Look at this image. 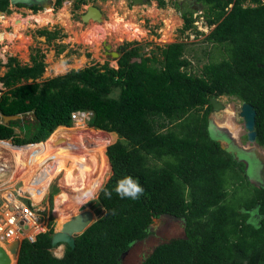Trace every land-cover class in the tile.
I'll list each match as a JSON object with an SVG mask.
<instances>
[{"label": "trees", "instance_id": "1", "mask_svg": "<svg viewBox=\"0 0 264 264\" xmlns=\"http://www.w3.org/2000/svg\"><path fill=\"white\" fill-rule=\"evenodd\" d=\"M197 1L204 6L207 24L214 26L208 40L227 49V57L204 65L202 74L188 69L185 44L174 42L162 48L163 59L124 45L117 68L96 63L42 82L38 79L47 64L41 54L32 57V65L17 63L0 77L8 87L0 94V154L13 149L17 159L28 162L30 147L50 136L32 152L33 161L53 138L71 128L73 112L92 111L93 136L87 143L93 144L96 159L85 190L93 188L96 196L104 182L102 188L111 190L126 176L144 189L135 200L121 199L115 191L109 199L100 190L105 214L76 236L74 248L67 244L62 259L53 253L50 217L48 231L35 241L23 239L17 264H123L132 246L153 233L152 225L163 216L183 220L185 235L156 245L142 264H264V186H255L245 200L229 195L228 185L246 164L224 149L209 129L211 98L236 97L255 106L257 143L264 148V0ZM159 4L164 6L166 0ZM9 5L10 0H0L1 11ZM183 16L190 26L194 17L187 12ZM41 33L54 37L48 30ZM13 61L17 59H9ZM116 89L117 97L112 95ZM1 113L23 118L6 125ZM17 127L23 134H17ZM113 132L118 139L109 144ZM9 138L18 153L2 140ZM85 163L75 167L70 186L86 173L90 164ZM34 169L33 161L25 171L29 175ZM55 194L51 190L48 195L50 210ZM254 212L258 220H252ZM65 223L58 222V230ZM16 248V242L6 247L8 264H16ZM56 250L62 254L61 247Z\"/></svg>", "mask_w": 264, "mask_h": 264}, {"label": "rangeland", "instance_id": "2", "mask_svg": "<svg viewBox=\"0 0 264 264\" xmlns=\"http://www.w3.org/2000/svg\"><path fill=\"white\" fill-rule=\"evenodd\" d=\"M67 1L70 2V0ZM67 1L64 5L59 6L56 12L49 5L44 10L46 4L43 5L44 8L40 7L35 13L32 10L26 11L25 8L19 11L10 4L8 10L0 14H3L0 16V37H2L0 38V77H3L17 63L32 65V57L41 54H45L43 60L47 64L45 72L38 79L42 82L56 75L64 74L73 68L81 69L96 63L98 65L107 63L117 68L119 67L118 62L124 45H127L128 48L136 46L140 48L143 55H157L160 59H163V47L170 43L182 42L186 46L185 57L191 60L188 69L196 74H202L204 65L227 57L225 46L208 40V35L214 26L207 24L206 16L203 15L205 13L204 6L197 0H184L178 4L175 3L176 0H166L164 6L159 4V0H154L152 4L145 3L142 5L139 3L132 4L129 0H113L114 4L111 5V2L108 1L102 22L93 18L82 21L77 15L78 13L71 14L70 4ZM83 9H80V11L83 12ZM185 12L194 17V21L190 26L186 24L184 19L183 13ZM10 15L12 17L7 18ZM15 15L25 18L34 15V20L29 21L22 30H16L13 22ZM42 30H48L54 37L48 38L49 34H42ZM115 52L119 55L113 54ZM12 57H15L17 62L9 63V59ZM23 82L27 81L23 80ZM0 90V94L8 90V87L4 85V80H0ZM119 92L120 90L116 89L112 95L117 97ZM219 99L226 104L225 109L215 111L210 116L219 128H228L235 136L239 135L242 138L240 139L241 142L245 144L244 146L251 150L252 147L249 146L251 142L247 141L246 137L247 130L244 120L239 115L242 101L228 95H222ZM91 117L89 116L90 119ZM90 119L81 118L76 120L69 130L59 133L55 137L56 139L53 138L47 144V146L50 145L44 150L45 152L43 151L33 160L35 169L30 176L25 170L32 167V152L42 147L50 136L46 141L30 147L31 160L23 163L19 161L22 168H17V162H13L15 157L13 150L7 155H0V165L2 163L6 164L5 160H7L9 167H13H5L6 170L3 171L5 175H0V197L4 198L5 193H9V191H12V194L15 195L23 192L25 195L21 198L29 201L30 193L25 190L27 189L25 183L28 182V187L29 180L34 179L37 173L42 172L43 184L47 187L50 179L63 167L64 158L67 156L64 168L52 179L39 205L42 211L46 209L48 204L50 205V201L47 199L50 191L53 190L56 192L53 197V210L48 212L47 209L43 213L41 211V214L45 217L48 215L54 217V232L58 230V222H68L83 210H90L95 215L93 222L102 217L105 214V209L99 202L98 195L106 182L99 187V192L94 198H86L93 193V188L85 190V180L92 171L96 159L95 150L92 149L93 144L87 143L88 139L93 136L92 128L89 126ZM16 132L18 135L23 134L20 132L19 127L16 128ZM210 132L214 134L212 129H210ZM113 133L110 143L118 139V134ZM63 139L64 141H62ZM92 139L95 140V138ZM220 140L226 146V140L222 138ZM85 142L88 145L84 144ZM11 143L8 141V144L11 145ZM6 144L2 146H6ZM80 144H84V146L81 147ZM10 147L12 148V146ZM69 148L71 149L67 155ZM257 148L258 151H256L259 154L257 155L264 165V150L258 146ZM8 150L9 148L4 151ZM252 157L254 156L252 155ZM250 160V169L248 170L246 166V172H237L236 180L233 181V176L228 174L227 179L229 181L232 179L234 183L228 185L229 195L235 194L236 200H245L252 195L255 186L264 185V169L259 170L260 160L257 161L255 157L250 158ZM81 161L88 162L90 166L86 171L84 170L86 172L84 176L70 186L74 169ZM105 161L102 166L106 164ZM111 174L112 171L110 170L107 180ZM239 176L240 178L242 176V179L244 178V180H240L242 182L239 181ZM76 208H78V212H76ZM252 220H258V215H254ZM152 231L153 233L147 238L137 241L132 246L124 256L123 264H142L143 259L151 253L156 245L172 238L184 236L185 224L183 220L163 216L154 222ZM15 241L10 244H14ZM59 247H61L62 254H59L56 250ZM66 248V244H59L54 246L53 253L63 256ZM17 259L18 254L16 263Z\"/></svg>", "mask_w": 264, "mask_h": 264}, {"label": "water", "instance_id": "3", "mask_svg": "<svg viewBox=\"0 0 264 264\" xmlns=\"http://www.w3.org/2000/svg\"><path fill=\"white\" fill-rule=\"evenodd\" d=\"M179 2H182L184 0H178ZM47 0H10V4H26L29 6L33 5H45ZM135 4H152L154 0H143V2L138 0H133ZM4 11L0 10V13H3ZM83 21H88L90 18H93L99 22L103 21L102 18V12L100 9L96 6L90 5L89 10L87 13L83 14L81 16ZM115 55H119V53L115 52L113 53ZM119 65V62H118ZM1 91V90H0ZM211 103L213 106L214 111H218L221 109H225L226 104L222 102L221 99L218 97H212ZM239 115L244 120V125L247 130V138L248 141L251 143L257 142V130H256V115L257 110L255 106L251 103H248L247 101H242L241 104V110L239 112ZM1 117L3 119V123L6 125H9L12 121H17L21 118H23L22 114H13V115H7L4 113H1ZM4 141L12 142V139H2ZM64 141V139L62 140ZM264 186V185H263ZM93 213L90 210H83L80 212L78 216L73 217L71 220H69L67 223H65L63 230H56L53 233L52 236V245L57 246L61 243L68 244L72 248L76 246V234L79 235L83 233L91 224H93ZM17 244V251L19 250V240H16ZM10 245V244H9ZM19 255V252H17ZM10 261L9 255L6 251V249L0 244V264H8ZM17 264V263H16Z\"/></svg>", "mask_w": 264, "mask_h": 264}, {"label": "built area", "instance_id": "4", "mask_svg": "<svg viewBox=\"0 0 264 264\" xmlns=\"http://www.w3.org/2000/svg\"><path fill=\"white\" fill-rule=\"evenodd\" d=\"M91 114L90 111H76L73 112L72 117L74 121L81 118L89 119ZM7 194L5 193L4 198L0 197V244L8 246L13 240H19L20 248L23 239L35 241L40 233L48 231L50 216L45 217L41 214L40 203L32 198L31 193L29 194V201L21 198L25 195L23 192L17 195L13 193V198ZM47 209L49 212V204L42 213Z\"/></svg>", "mask_w": 264, "mask_h": 264}, {"label": "flooded vegetation", "instance_id": "5", "mask_svg": "<svg viewBox=\"0 0 264 264\" xmlns=\"http://www.w3.org/2000/svg\"><path fill=\"white\" fill-rule=\"evenodd\" d=\"M66 1L67 0H47L46 5H49L53 9V11L56 12L57 8H59V6L64 5L66 3ZM108 1L111 2V5L114 4L113 0H70V2L69 1H67V2H69V4H70L69 7L71 9V14L78 13L77 15L81 18V16L83 14L88 12L89 6L93 5V6H96V7H98L100 9V11L102 12V18L104 19V15H105L104 13L106 12L105 8H107ZM129 1H131L132 4H135L133 2V0H129ZM140 1L143 2V0H140ZM46 5H45V8H44L43 5L29 6V5L21 4V3L14 4L13 6H15L19 11H22V8H25L26 11L27 10H32V12L35 13V12H37L36 10H38L40 7L44 8V10H45L46 9ZM36 6L38 7L37 9L35 8ZM82 8H84L83 12L80 11V9H82ZM81 20H82V18H81ZM214 112L215 111H214V109L212 107V111L210 112V114L214 113ZM210 114H209V129H212V131H214V134H211V135H213L214 138H216V139H218L220 141L221 146L224 149H226L228 152L233 154L234 157L238 158L239 160H242L246 164V166L248 167V170L250 169V166H251L250 158H254L255 157V159L257 161L260 160L261 164H260L259 170L262 171V169H264V165L262 164L261 159L258 157L259 154L257 152L258 151L257 150L258 149L257 146L259 148H261L262 150H264V148L261 145H259L257 142H255V143H249L250 144L249 146L252 147L251 150H249V148H247V146H244L245 144L241 142L240 139H242V138H240L239 135L235 136L232 133V131L229 130L228 128L227 129L226 128H224V129L223 128H219V126H217L218 124L214 121V119L210 116ZM246 137H247V135H246ZM221 138L226 140V146L227 147L223 145L222 141L220 140ZM247 141H248V138H247ZM249 153H251V154H249ZM252 155L254 157H252ZM256 214L257 213L254 212L252 214V217H254V215H256Z\"/></svg>", "mask_w": 264, "mask_h": 264}, {"label": "clouds", "instance_id": "6", "mask_svg": "<svg viewBox=\"0 0 264 264\" xmlns=\"http://www.w3.org/2000/svg\"><path fill=\"white\" fill-rule=\"evenodd\" d=\"M90 112H92V111H90ZM91 115H93V112ZM107 132H109V131H107ZM100 190H102L104 192L105 197L109 198V199L111 198L113 191H115V193L121 199L129 198V199H133V200L138 199L144 192V189L139 184V182L137 180L133 179L131 176H126V177L118 180L114 189L109 190L107 188H102ZM94 196H95V193H91L86 198L91 199V198H94ZM63 244H65V243H63ZM54 255H56V254H54ZM56 256L58 259H62V255H56Z\"/></svg>", "mask_w": 264, "mask_h": 264}, {"label": "bare ground", "instance_id": "7", "mask_svg": "<svg viewBox=\"0 0 264 264\" xmlns=\"http://www.w3.org/2000/svg\"><path fill=\"white\" fill-rule=\"evenodd\" d=\"M48 6V5H46ZM34 17L30 16L29 18H25V17H22V16H19V15H15V17L13 18V22H14V27L16 28V30H22L28 23L29 21L31 20H34L33 19ZM120 29V28H119ZM124 29V28H122ZM2 38V37H0ZM3 54V53H2ZM3 56V55H2ZM11 146H15L11 143ZM16 147V146H15ZM17 148V147H16ZM13 150V149H12ZM18 150V149H17ZM45 152V151H44ZM19 156V154H18ZM66 158V157H65ZM20 160V158H19ZM21 162V161H20ZM65 162V161H64ZM18 163V161H17ZM64 167V166H63ZM63 169V168H62ZM61 169V170H62ZM60 170V171H61ZM58 175V174H57ZM56 175V176H57ZM54 177V176H53ZM52 177V179H53ZM27 182V181H26ZM26 184V188L25 189L26 191H29L31 193V196L32 198L37 202V203H40L41 202V199H43L44 197V194L46 193L47 189L49 188V186H44L43 184V174L42 172H39L37 173L35 176H34V180L32 181L31 179L29 180V186L27 187V183ZM9 195L11 198L14 197V195L12 194V191H9V193L7 194ZM14 241V240H13ZM17 242V241H15ZM5 249L7 247V245L3 244L2 245ZM9 246V245H8Z\"/></svg>", "mask_w": 264, "mask_h": 264}, {"label": "crops", "instance_id": "8", "mask_svg": "<svg viewBox=\"0 0 264 264\" xmlns=\"http://www.w3.org/2000/svg\"><path fill=\"white\" fill-rule=\"evenodd\" d=\"M62 126H64V125H62ZM67 127V126H66ZM12 151V150H11ZM11 151H10V153H11ZM16 151L18 152V150H17V148H16ZM13 153H14V158H13V162H19L20 160L19 159H17V157H16V155H15V151L13 150ZM8 154V153H7ZM7 154H0L1 156H3V155H7ZM13 155V154H12ZM11 159V158H10ZM3 161V160H2ZM6 161V164H3L2 163V165H0V175L2 176H4L5 174H4V170H6V168L5 167H7V168H13L12 166L11 167H9L10 165H9V163L7 162V160H5ZM22 168V167H21ZM34 170H32L30 173H29V176L31 175V173L33 172ZM32 181L34 180V179H31ZM51 181H52V178L50 179V181H49V184L51 183ZM27 184H28V182H27ZM49 184H48V186H49Z\"/></svg>", "mask_w": 264, "mask_h": 264}]
</instances>
